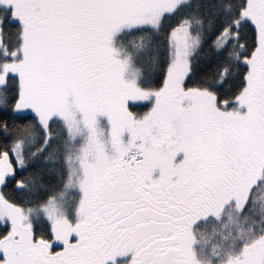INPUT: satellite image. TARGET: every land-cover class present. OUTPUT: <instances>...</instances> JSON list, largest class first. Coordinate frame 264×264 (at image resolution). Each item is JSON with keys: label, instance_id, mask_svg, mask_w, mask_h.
Here are the masks:
<instances>
[{"label": "snow or ice", "instance_id": "1", "mask_svg": "<svg viewBox=\"0 0 264 264\" xmlns=\"http://www.w3.org/2000/svg\"><path fill=\"white\" fill-rule=\"evenodd\" d=\"M0 264H264V0H0Z\"/></svg>", "mask_w": 264, "mask_h": 264}]
</instances>
